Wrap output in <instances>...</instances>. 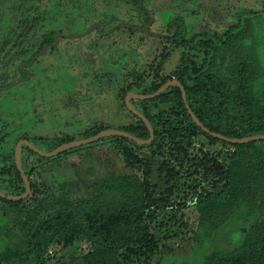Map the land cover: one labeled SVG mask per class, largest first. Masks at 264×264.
<instances>
[{
    "label": "rangeland",
    "instance_id": "1",
    "mask_svg": "<svg viewBox=\"0 0 264 264\" xmlns=\"http://www.w3.org/2000/svg\"><path fill=\"white\" fill-rule=\"evenodd\" d=\"M143 2L153 15L150 24L131 0H0V167L12 164L16 142L23 135L41 136L44 149L62 136L83 139L85 130L99 124L117 129L134 122L123 107L127 87L175 78L172 75L186 55L202 61L201 53L169 46L166 25L173 15L184 17L191 38L199 32L221 34L243 8L264 10V0ZM94 23L103 30L123 23L146 28L119 27L99 35L91 27ZM49 29L68 37H59L26 66L41 34ZM20 65L25 66L28 78L20 75ZM132 106L140 111L139 100H132ZM157 107L167 108L161 103ZM126 144L144 161L140 166L128 167L116 143L99 138L33 164L24 154L30 189L19 200H0V253L26 248L30 226L63 199H102L107 208H116L114 200L120 204L121 198L107 186L121 176L146 177L154 185L156 198L169 195L168 201H161L155 213L149 214L150 228L159 241L150 264H204V257L213 250L234 249L243 236L242 228L261 217L260 198L251 205H240L223 222L205 219L199 209L200 199L220 190L212 186L214 173L229 163L234 147L199 134L179 166L166 148ZM236 158L237 164L245 162L249 167L264 161V140L240 149ZM167 168L178 172L170 180ZM175 181L177 189L170 194L168 189ZM0 264L35 263L18 258ZM45 264L80 261L73 251L53 245Z\"/></svg>",
    "mask_w": 264,
    "mask_h": 264
},
{
    "label": "trees",
    "instance_id": "2",
    "mask_svg": "<svg viewBox=\"0 0 264 264\" xmlns=\"http://www.w3.org/2000/svg\"><path fill=\"white\" fill-rule=\"evenodd\" d=\"M243 21L245 23H237L238 31L233 34L229 30L224 36H204L193 42L192 47L204 48L205 58L202 66H195V62L189 60L183 63V69L180 67L178 70L177 78L184 87L186 101L177 85L168 86L154 98L139 100L140 111L153 126L154 138L149 144L138 146L166 148L178 160L179 166L183 165L199 134L235 148L230 153L229 163L214 173L212 186L220 190L212 197L200 199L199 209L205 219L223 222L240 205H251L260 198L258 208L261 217L242 228L243 236L238 245L232 250H213L204 257V264H264V161L250 167L245 162L237 164L235 161L240 149L252 148L262 140L234 144L216 138L193 121L185 106L186 102L211 132L229 138L264 134V64L260 54L262 29L254 23L253 17H244ZM170 24L172 26L173 23ZM175 24L181 29L182 23ZM183 35L181 31L177 34ZM49 38L52 39L51 36ZM167 80L152 82L148 86L133 83L124 90L123 99L130 92L153 93ZM136 81L140 82V77L137 76ZM158 103L165 104L167 108H158ZM123 107L134 122L117 129L139 139H148L146 124L127 109L124 100ZM152 108L155 109L153 112ZM110 128L109 125H96L85 130L81 138ZM76 139L62 136L52 145L44 149L41 147V150L49 152ZM103 139L116 143L125 164L131 169L144 162L126 143L137 144L126 137L108 135L99 138ZM44 141L41 138V146ZM71 150L66 149L62 153ZM40 158L48 159L45 156ZM167 171L170 173L168 180L178 173L172 168H167ZM206 171L210 172L209 169ZM14 179L23 184L16 167ZM177 184L175 181L169 187L170 194L174 188L177 189ZM14 189L24 188L16 184ZM107 189L121 198L120 204L114 200L116 208H107L102 199L76 202L63 199L30 226L26 248L8 249L0 253V261L23 258L35 264H45L49 250L56 245L60 250L73 251L80 264H150L159 250V241L150 228L149 214L155 213L154 208L161 201H168L169 195L156 198L154 185L146 177L140 180L136 176L117 177L108 183Z\"/></svg>",
    "mask_w": 264,
    "mask_h": 264
},
{
    "label": "flooded vegetation",
    "instance_id": "3",
    "mask_svg": "<svg viewBox=\"0 0 264 264\" xmlns=\"http://www.w3.org/2000/svg\"><path fill=\"white\" fill-rule=\"evenodd\" d=\"M133 2V4L138 8V10L142 13L145 14V20L147 22V24L152 23L153 20V15L151 12L147 11L144 9V2L143 0H131ZM244 17H253L255 19L254 23H258V27L262 29V34L260 35V41H261V48H260V54H261V59H262V63L264 64V10H260V11H256L253 10L251 8H243L239 11L237 17H236V21L232 24H230L221 34H210L208 32H199L197 34H195L194 36H192L191 38L187 37V28H186V21L184 19V17L181 14H175L173 15V17L168 21L167 25H166V30L169 32V36H168V44L171 48H183V49H191L194 50L197 53H201L203 54L202 57V61L200 63L196 62L195 59H193L192 57H190L189 55H186V57L183 59L182 63L179 65L178 69H176L174 71V74L172 76H174L175 78L172 79H177V73L178 70L183 69V66L185 64V62H189V60H193L195 62V66H202L204 64V58H205V51L204 48H194L193 46V42L199 38H204V36L207 37H213V36H217V37H221L222 35L224 36V34L230 30V33L233 34L236 31H238V28L236 27L237 23H245L243 21ZM173 23L172 26H170ZM175 23H182L181 25V29L179 26V29L177 28L178 25H176ZM124 25H128L129 27H125ZM92 28H94L96 30V33L99 35H104L106 33H110L116 29H118L119 27H123V28H127V29H131V30H136L133 29L131 27H135L134 25H130V24H114L113 26L107 28L106 30L101 29V26L97 23L92 24L91 26ZM137 28H143V30L146 28V25L142 26V27H137ZM137 31H142V30H137ZM181 31L183 35V37L181 36H177V34ZM60 30H53V29H49L47 31H44L41 34V39L38 43L37 49L30 54V56L27 59V65H31L32 62L41 54H43L45 52L46 49L53 47L56 43L57 40L59 39V37L62 36H66L67 35H61L60 34ZM51 36L52 39H50L49 37ZM71 36V35H70ZM69 36V37H70ZM223 39H225V37H223ZM176 42H178L179 44H176ZM184 63V64H183ZM20 75L26 79L29 77V73L27 72V70L25 69L24 65H20L18 67ZM23 78H18L16 81H13L11 83H8L7 85L4 86V88H8L12 85H14L16 82L22 80ZM169 79V80H172ZM167 80V81H169ZM166 81V82H167ZM179 82V80H178ZM165 83V82H164ZM163 83V84H164ZM180 83V82H179ZM181 84V83H180ZM182 85V84H181ZM170 86V85H169ZM183 86V85H182ZM179 87V86H178ZM136 93V92H133ZM126 96V95H125ZM132 100H139V99H134L131 98L130 101ZM125 101V98H124ZM131 103V102H130ZM41 136L35 137H29L26 135L21 136L18 141L16 142L15 148H14V154H13V162L10 166H1L0 167V192L3 193L4 195H18L19 192L16 191H24L25 192V183H24V179H23V174L26 175L28 181H29V186H30V174L28 173V171L25 169V165H24V161H23V157L24 154L27 155L28 159L31 160V164L36 163L37 160H41V155L39 153H37L33 148H31L29 145L23 143L22 141H27L31 146L37 148L38 150L41 151ZM20 142V146H19V152H18V162L19 165L22 169V172L18 169L17 163H16V146L17 144ZM14 167H16V169L20 172L22 180H23V184L21 183H17L14 179ZM17 185H19L20 187L23 185V190L22 189H14V187ZM16 193H14V192ZM24 194V193H23ZM0 198H4L7 199L6 197H1ZM1 200V199H0ZM9 200V199H7ZM4 201V200H3Z\"/></svg>",
    "mask_w": 264,
    "mask_h": 264
},
{
    "label": "water",
    "instance_id": "4",
    "mask_svg": "<svg viewBox=\"0 0 264 264\" xmlns=\"http://www.w3.org/2000/svg\"><path fill=\"white\" fill-rule=\"evenodd\" d=\"M125 27H129L128 25H124ZM133 29L136 30H143V28H137V27H131ZM169 85H177L179 86L180 90H181V94H182V98L184 101H186L185 98V90L184 87L178 82L177 79H172L169 80L167 82H165L164 84H162L156 91H154L153 93L150 94H140V93H127L125 96V105L127 107V109L129 111H131L133 114H135L136 116H138L139 118L142 119V121L146 124V126L148 127L149 130V137L148 139H139L137 137H135L134 135L123 131V130H119V129H103L101 130L99 133L83 138V139H78V140H74V141H70V142H66L63 143L57 147H55L53 150L49 151V152H45V151H40L37 148L31 146L27 141H22L23 143L29 145L31 148H33L37 153H39L41 156H45V157H50L53 155H56L59 152H62L66 149L69 148H74V147H79L81 145H85L88 143H91L93 141H95L98 138L104 137V136H108V135H120L123 137H126L127 139L133 141L136 144L139 145H144V144H149L153 138H154V129L153 126L151 125L150 121L147 119V117L139 110L135 109L131 104H130V99L134 98V99H139V100H143V99H149V98H154L157 95H159L164 89H166ZM185 106L186 109L188 111V113L190 114V116L192 117L193 121L199 126L201 127V129L203 131H205L206 133H209L210 135L222 139L224 141L230 142V143H247L250 141H257V140H264V134H253L250 136H245V137H241V138H229L226 137L222 134L216 133V132H211L208 128H206L201 122L200 120L195 116V114L192 112V110L190 109V107L188 106V104L185 102ZM19 146H20V142L17 144L16 146V163L18 166V169L22 172V169L19 165V160H18V152H19ZM23 179H24V183H25V192L22 195H4L3 193L0 192V196L1 197H6L9 200H19L21 199L24 195H26L29 192L30 186H29V181L26 177V175L23 174Z\"/></svg>",
    "mask_w": 264,
    "mask_h": 264
},
{
    "label": "built area",
    "instance_id": "5",
    "mask_svg": "<svg viewBox=\"0 0 264 264\" xmlns=\"http://www.w3.org/2000/svg\"><path fill=\"white\" fill-rule=\"evenodd\" d=\"M49 252L51 253V250H49Z\"/></svg>",
    "mask_w": 264,
    "mask_h": 264
}]
</instances>
